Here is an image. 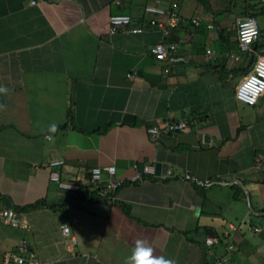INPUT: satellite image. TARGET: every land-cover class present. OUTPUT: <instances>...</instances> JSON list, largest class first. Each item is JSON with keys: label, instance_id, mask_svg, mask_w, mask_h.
<instances>
[{"label": "crops", "instance_id": "0c3cea01", "mask_svg": "<svg viewBox=\"0 0 264 264\" xmlns=\"http://www.w3.org/2000/svg\"><path fill=\"white\" fill-rule=\"evenodd\" d=\"M205 1L180 0L182 21L165 35L149 21L165 16L146 7L170 0H0V197L43 202L20 209L27 229L0 223V264L30 251L40 264H129L138 239L176 264H264V95L256 105L236 98L233 79L251 59L238 49L241 17ZM120 13L144 31L110 34ZM162 41L178 44L175 61L154 55ZM167 119L189 126L169 132ZM153 126L163 128L157 140ZM52 160L79 189L51 180ZM157 162L170 164L166 176L144 174ZM111 165L126 182L100 195L91 171L100 167L106 185ZM230 225L238 249L209 254L206 238Z\"/></svg>", "mask_w": 264, "mask_h": 264}, {"label": "built area", "instance_id": "2783aa9c", "mask_svg": "<svg viewBox=\"0 0 264 264\" xmlns=\"http://www.w3.org/2000/svg\"><path fill=\"white\" fill-rule=\"evenodd\" d=\"M180 0H170V7L167 9L161 8L155 5H149L146 7L147 13H152L160 16H165L164 20L160 18H152L150 19V23L152 25H159L163 28L165 35L170 34V30L178 27L182 21V17L176 11L175 7L178 6ZM32 3H35V0H32ZM132 16L127 13L114 14L110 17L109 29L108 32L110 34L117 33L120 29L129 30L131 32H143L144 28L142 27H131L132 25ZM194 24H200L198 19H193ZM247 25V28L244 27ZM250 30L249 36H244L243 33L245 31ZM237 32H238V49L241 54L250 55V57L254 58L252 63V68L250 72H248L240 81L238 88L236 90V98L248 105H256L260 98L264 95V90H259L260 85L256 83V81H264V75H261L257 70L258 66H261V62L264 61V50L258 51L255 49V44L262 37L261 26L258 21V18L254 15H246L238 19L237 22ZM178 48V44L175 42H167L162 41L156 44L153 47V53L156 58L160 61H166L170 59L171 61H175L176 59L172 57L171 53L176 51ZM258 51V52H257ZM212 51L209 49L208 53ZM240 54V55H241ZM229 55L235 59H239L240 55L235 53L234 51H230ZM256 55V56H255ZM169 72V69L166 70ZM130 77H134L133 74L129 75ZM253 77L256 78V81H253ZM189 124L186 120L174 121L171 119H167L163 125V127L169 132H181L185 131L188 128ZM151 135L155 140L161 137L163 133V128L160 126H153L149 129ZM65 163L64 160H52L49 163L50 178L52 181L58 183L60 187L77 190L79 187L77 185L67 183L62 180L61 172L59 168ZM108 170L111 174V178L108 183L105 185L103 183L102 178V170L100 167H94L91 171L90 185L92 189L98 190L100 195H104L105 191L114 192L116 188L123 185L126 180L118 179L115 177L116 167L111 165L108 167ZM156 170L154 165H146L144 168V174L156 175ZM144 175L141 172H138L131 180H142ZM203 184H209V181H201ZM105 186V189H101ZM0 223H4L6 225H10L14 228H29V221L26 219L25 215H23L21 210H18L14 207H8L2 204L0 201ZM231 230L225 231L222 236H208L206 238V244L208 246L209 254H213L214 248L218 245L224 244L226 245V250L228 252H233L238 249L237 245L231 243L234 240V232L236 231V227L234 225H230ZM256 230H261L260 228H256ZM62 231L66 238V243L69 247L73 246L77 243V239L71 235L70 227L68 225H62ZM26 243L21 247L23 250L26 249ZM229 261L227 256L218 258L217 264H226ZM7 264H40V261L37 259L36 254L32 251L28 252L25 255H16L9 258L6 261Z\"/></svg>", "mask_w": 264, "mask_h": 264}, {"label": "clouds", "instance_id": "9594fccd", "mask_svg": "<svg viewBox=\"0 0 264 264\" xmlns=\"http://www.w3.org/2000/svg\"><path fill=\"white\" fill-rule=\"evenodd\" d=\"M247 28V25H244ZM244 36L250 35V30L243 33ZM261 75H264V61L261 62V66L257 69ZM256 81V78H252ZM259 83L260 89L264 90V81H256ZM8 89L6 87L0 86V94L7 93ZM50 131L54 132L56 130V125L52 124L50 126ZM153 249L147 245L145 240L138 239L135 242V247L132 249L131 255L128 257L129 264H176V261L172 258H166L164 256H153Z\"/></svg>", "mask_w": 264, "mask_h": 264}, {"label": "trees", "instance_id": "16d2710c", "mask_svg": "<svg viewBox=\"0 0 264 264\" xmlns=\"http://www.w3.org/2000/svg\"><path fill=\"white\" fill-rule=\"evenodd\" d=\"M203 5L204 4H207L205 0H199ZM246 1V4H244V8H243V15H254L256 17L260 16L261 14H264V2L263 1H259V3H256V2H253L252 0H245ZM258 5H261L260 7ZM248 9H250V12H248ZM261 31H262V37L264 35V29L261 28ZM264 45L263 43L260 42V40H258L255 44V49L259 50L260 48H262ZM253 60L254 58L252 57L250 59V62H249V65L248 67L246 68L245 70V73L247 74L248 72H250L251 68H252V63H253ZM0 201L2 202V198L0 197ZM5 202V201H4ZM3 203V202H2ZM43 202H37L35 204H31L29 205L28 207H23V208H20L18 206H12V205H9L10 207H14V208H17V209H25V208H36L37 206H39L40 204H42Z\"/></svg>", "mask_w": 264, "mask_h": 264}, {"label": "rangeland", "instance_id": "374dc122", "mask_svg": "<svg viewBox=\"0 0 264 264\" xmlns=\"http://www.w3.org/2000/svg\"><path fill=\"white\" fill-rule=\"evenodd\" d=\"M222 1V0H221ZM253 2H256V3H259V1H263L264 2V0H252ZM231 2V3H230ZM245 2V3H244ZM236 3V4H235ZM235 3L233 4V2L232 1H230V0H224V3H223V5H221V3H220V7H222V9L225 7H227V8H229L230 10L229 11H232V13L234 14L233 16H232V19L233 20H235V16L237 15V16H239V17H244L245 15H243V8H244V4H246V1H244V0H236L235 1ZM243 4V5H242ZM259 7L261 6V5H258ZM248 12H250V9H248ZM219 13H221V12H219ZM258 18V21H259V23H260V26H261V28L262 29H264V14H261L260 16H258L257 17ZM260 42L261 43H263L264 44V35H263V37H261V39H260ZM263 47L262 48H260L258 51H262V50H264V45H262ZM257 51V52H258ZM256 56V55H255ZM239 80H240V78L239 77H235L234 79H233V88H234V90H237V88H238V85H239Z\"/></svg>", "mask_w": 264, "mask_h": 264}, {"label": "water", "instance_id": "95a60500", "mask_svg": "<svg viewBox=\"0 0 264 264\" xmlns=\"http://www.w3.org/2000/svg\"><path fill=\"white\" fill-rule=\"evenodd\" d=\"M134 118V115L127 113L126 114V120L132 121ZM156 175L157 176H166L170 170V164L167 162H157L155 166Z\"/></svg>", "mask_w": 264, "mask_h": 264}]
</instances>
